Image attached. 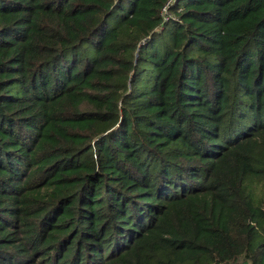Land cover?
I'll return each mask as SVG.
<instances>
[{"label": "trees", "instance_id": "1", "mask_svg": "<svg viewBox=\"0 0 264 264\" xmlns=\"http://www.w3.org/2000/svg\"><path fill=\"white\" fill-rule=\"evenodd\" d=\"M167 1L0 0V264H264V0Z\"/></svg>", "mask_w": 264, "mask_h": 264}, {"label": "built area", "instance_id": "2", "mask_svg": "<svg viewBox=\"0 0 264 264\" xmlns=\"http://www.w3.org/2000/svg\"><path fill=\"white\" fill-rule=\"evenodd\" d=\"M176 0H168L167 3L164 5L161 11V15L164 18V21H167L171 18H173V14L170 12V6L175 2Z\"/></svg>", "mask_w": 264, "mask_h": 264}, {"label": "rangeland", "instance_id": "3", "mask_svg": "<svg viewBox=\"0 0 264 264\" xmlns=\"http://www.w3.org/2000/svg\"><path fill=\"white\" fill-rule=\"evenodd\" d=\"M259 188L263 189V186L262 185H259Z\"/></svg>", "mask_w": 264, "mask_h": 264}]
</instances>
